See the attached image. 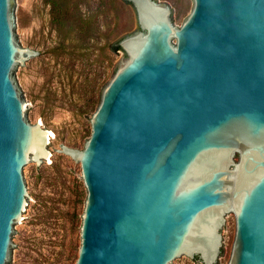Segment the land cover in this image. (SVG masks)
I'll return each instance as SVG.
<instances>
[{
  "label": "water",
  "instance_id": "1",
  "mask_svg": "<svg viewBox=\"0 0 264 264\" xmlns=\"http://www.w3.org/2000/svg\"><path fill=\"white\" fill-rule=\"evenodd\" d=\"M144 32L105 84L80 161L87 190L75 264H212L233 210L227 264H264V0H193L179 27L156 0H129ZM0 0V264L34 201L27 169L53 158L14 74L35 56Z\"/></svg>",
  "mask_w": 264,
  "mask_h": 264
},
{
  "label": "rangeland",
  "instance_id": "2",
  "mask_svg": "<svg viewBox=\"0 0 264 264\" xmlns=\"http://www.w3.org/2000/svg\"><path fill=\"white\" fill-rule=\"evenodd\" d=\"M69 10L92 15L97 35L85 47L60 25L47 0H14L16 37L35 56L18 60L14 80L28 107L29 122L53 131V158L42 165L33 159L27 176L34 197L25 222L19 223L13 264H75L87 190L80 161L63 145L83 148L91 132L90 118L105 84L128 57L113 44L144 32L129 0H70ZM174 12L179 27L193 0H156ZM83 52V53H82ZM235 232L233 210L221 225L219 253L212 264H227ZM177 264H205L201 256H187Z\"/></svg>",
  "mask_w": 264,
  "mask_h": 264
},
{
  "label": "trees",
  "instance_id": "3",
  "mask_svg": "<svg viewBox=\"0 0 264 264\" xmlns=\"http://www.w3.org/2000/svg\"><path fill=\"white\" fill-rule=\"evenodd\" d=\"M52 6L53 18L60 24L72 30V37L80 40V47H85L86 43L97 35L98 26L95 23L92 15L83 17L81 12L76 9L75 11L69 10L70 0H47ZM113 50L120 48L119 44H113ZM83 53V52H82Z\"/></svg>",
  "mask_w": 264,
  "mask_h": 264
},
{
  "label": "bare ground",
  "instance_id": "4",
  "mask_svg": "<svg viewBox=\"0 0 264 264\" xmlns=\"http://www.w3.org/2000/svg\"><path fill=\"white\" fill-rule=\"evenodd\" d=\"M51 135H53V131L48 130V136H49V138H50Z\"/></svg>",
  "mask_w": 264,
  "mask_h": 264
}]
</instances>
